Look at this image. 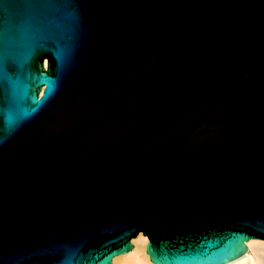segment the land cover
<instances>
[{"label":"water","instance_id":"water-1","mask_svg":"<svg viewBox=\"0 0 264 264\" xmlns=\"http://www.w3.org/2000/svg\"><path fill=\"white\" fill-rule=\"evenodd\" d=\"M232 264L264 242V0H0V264Z\"/></svg>","mask_w":264,"mask_h":264},{"label":"bare ground","instance_id":"bare-ground-1","mask_svg":"<svg viewBox=\"0 0 264 264\" xmlns=\"http://www.w3.org/2000/svg\"><path fill=\"white\" fill-rule=\"evenodd\" d=\"M133 241L132 252L114 257V264H154L146 252L147 237L144 234L137 235ZM247 250L249 254L232 264H264V242L247 241Z\"/></svg>","mask_w":264,"mask_h":264},{"label":"rangeland","instance_id":"rangeland-1","mask_svg":"<svg viewBox=\"0 0 264 264\" xmlns=\"http://www.w3.org/2000/svg\"><path fill=\"white\" fill-rule=\"evenodd\" d=\"M134 239H135V238H134ZM134 239H133V240H134ZM133 243H134V241H133ZM134 245H135V244H134Z\"/></svg>","mask_w":264,"mask_h":264}]
</instances>
